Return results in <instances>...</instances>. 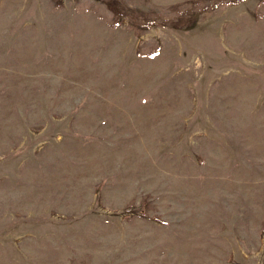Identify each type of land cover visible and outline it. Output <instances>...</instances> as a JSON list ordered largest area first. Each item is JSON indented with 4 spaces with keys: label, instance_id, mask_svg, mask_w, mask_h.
Returning <instances> with one entry per match:
<instances>
[{
    "label": "rangeland",
    "instance_id": "obj_1",
    "mask_svg": "<svg viewBox=\"0 0 264 264\" xmlns=\"http://www.w3.org/2000/svg\"><path fill=\"white\" fill-rule=\"evenodd\" d=\"M0 264H264V0H0Z\"/></svg>",
    "mask_w": 264,
    "mask_h": 264
}]
</instances>
